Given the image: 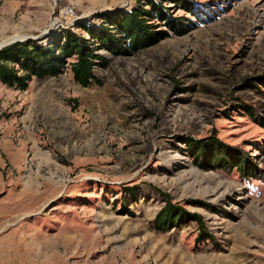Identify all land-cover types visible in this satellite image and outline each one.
<instances>
[{"label": "rangeland", "instance_id": "374dc122", "mask_svg": "<svg viewBox=\"0 0 264 264\" xmlns=\"http://www.w3.org/2000/svg\"><path fill=\"white\" fill-rule=\"evenodd\" d=\"M159 1L196 27L133 56L100 51V83L78 85L71 68L26 90L0 83V264H264V0H189L211 9L204 22ZM142 3L0 0V46L86 35L79 23ZM214 134L263 177L195 166L179 138ZM168 200L213 239L195 223L156 230Z\"/></svg>", "mask_w": 264, "mask_h": 264}, {"label": "trees", "instance_id": "16d2710c", "mask_svg": "<svg viewBox=\"0 0 264 264\" xmlns=\"http://www.w3.org/2000/svg\"><path fill=\"white\" fill-rule=\"evenodd\" d=\"M164 1L178 5L200 22L213 19L211 9L205 7L201 10L192 1ZM153 19L158 20L160 24L151 23ZM77 27L86 35L71 28L42 40L18 42L3 48L0 51V83L26 90L34 79L56 78L71 68L75 83L87 88L94 83H100L94 70L98 67L105 68L109 64L108 58L100 51L115 57L133 56L172 35L184 36L196 26L191 20L174 17L171 9L162 1L143 0V3L132 11L105 13L100 16L98 23L84 22L79 23ZM253 110L250 106L244 108L254 120L259 121ZM260 125L264 127V123ZM179 142L187 147L193 164L201 170H237L248 180H259L263 177L261 168L253 162L250 155L225 143L217 134L201 140L181 137ZM195 203L211 209V205L204 202ZM188 223L198 226L199 242L213 239L200 214L191 213L169 200L157 214L154 227L166 233Z\"/></svg>", "mask_w": 264, "mask_h": 264}, {"label": "built area", "instance_id": "2783aa9c", "mask_svg": "<svg viewBox=\"0 0 264 264\" xmlns=\"http://www.w3.org/2000/svg\"><path fill=\"white\" fill-rule=\"evenodd\" d=\"M62 14L64 18L66 19V23L68 26H73L75 22H77V16L75 14V11L72 7H66Z\"/></svg>", "mask_w": 264, "mask_h": 264}, {"label": "water", "instance_id": "95a60500", "mask_svg": "<svg viewBox=\"0 0 264 264\" xmlns=\"http://www.w3.org/2000/svg\"><path fill=\"white\" fill-rule=\"evenodd\" d=\"M29 40H40V37H38V38H31V37H29V38H22V39L13 38L11 41H9V42L7 43V45H5V44L1 45V46H0V51H1L3 48H5V47H7V46H10V45H12V44H15V43H18V42L29 41Z\"/></svg>", "mask_w": 264, "mask_h": 264}]
</instances>
